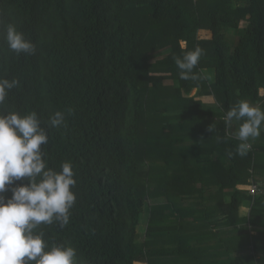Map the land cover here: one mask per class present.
Masks as SVG:
<instances>
[{
  "label": "trees",
  "instance_id": "1",
  "mask_svg": "<svg viewBox=\"0 0 264 264\" xmlns=\"http://www.w3.org/2000/svg\"><path fill=\"white\" fill-rule=\"evenodd\" d=\"M9 23L34 55L8 49ZM197 46L198 78L182 80L175 58ZM204 68L214 69L213 82ZM0 78L19 81L0 113L35 111L48 134L47 166L59 171L67 161L75 173L69 223L35 230L49 247H74L79 264H222L212 219L249 235L261 201L248 194L255 146L238 155L223 116L238 101L264 99V0H0ZM207 100L222 111L204 110ZM56 111L66 126L49 127ZM208 183L218 188L204 195ZM160 196L163 206L154 203ZM248 202L249 218L239 211ZM168 233L166 248L146 238Z\"/></svg>",
  "mask_w": 264,
  "mask_h": 264
},
{
  "label": "clouds",
  "instance_id": "2",
  "mask_svg": "<svg viewBox=\"0 0 264 264\" xmlns=\"http://www.w3.org/2000/svg\"><path fill=\"white\" fill-rule=\"evenodd\" d=\"M4 40L17 55L36 52L35 44L13 23L7 25ZM202 55L203 49L197 46L184 52L182 58H175L180 79L198 78L193 69ZM18 85L17 79L0 78V105ZM71 111L68 109L69 114ZM223 123L239 141L236 153L245 156L251 142L260 137L264 109L247 100L238 101L223 116ZM48 124L51 128L66 126L64 112L56 111ZM47 143L48 134L35 111L24 115L15 111L0 113V264H79L74 247H49L43 233L35 231L41 224L58 222L66 226L76 202L72 189L77 181L72 165L66 161L59 171L49 168L41 148ZM24 178L28 183H15ZM9 190L11 196L6 198L4 193Z\"/></svg>",
  "mask_w": 264,
  "mask_h": 264
},
{
  "label": "crops",
  "instance_id": "3",
  "mask_svg": "<svg viewBox=\"0 0 264 264\" xmlns=\"http://www.w3.org/2000/svg\"><path fill=\"white\" fill-rule=\"evenodd\" d=\"M202 72L209 82H213L215 74L214 69L204 68ZM167 81L169 82L170 80ZM196 90V88H193L190 95H194ZM250 103L264 109V99L260 102L255 101ZM202 107L204 110L210 112L222 111L216 102L210 100L205 101L202 104ZM212 119L216 120V118ZM253 142L258 163V171L254 182L258 183L261 187L259 193L261 201L258 205L259 212H255L251 222L248 220V224H252L249 235L246 232L239 231V226L232 224L226 225L224 223H220V225L216 224V220H220L222 216H219L215 220L212 219L213 221L209 224L208 228L214 229L218 232L219 237L222 238L221 245H218L215 248V251H217L216 253L220 254L221 258L224 260L222 264H257L258 260L264 256V125H262L260 137ZM208 186L214 187L215 189L218 188V185L215 184L208 183ZM221 200L223 202H228L229 197L223 196ZM216 201H218V199L211 201V203H215ZM250 202L242 205L239 209L240 214L247 216V218H249ZM225 241H228V243ZM219 261L220 256L218 258V263Z\"/></svg>",
  "mask_w": 264,
  "mask_h": 264
},
{
  "label": "rangeland",
  "instance_id": "4",
  "mask_svg": "<svg viewBox=\"0 0 264 264\" xmlns=\"http://www.w3.org/2000/svg\"><path fill=\"white\" fill-rule=\"evenodd\" d=\"M238 34V33H237ZM236 36L237 35H234V36H231V35H228V37L230 38V40H231V42L232 41H235V39H236ZM166 84H168V83H170L171 81H164ZM249 101V100H248ZM157 163H159V165H161V160H159V162H157ZM214 190H216L214 187H211V186H208V185H206L205 186V189H204V195H207L208 194V192H212V191H214ZM206 199H208V198H206ZM164 202H166V199H165V197H162V196H160V197H157L156 198V200L154 201V203H158L159 204V206H163V203ZM201 202V201H200ZM191 205V204H190ZM192 206L193 207H200L201 206V203H200V205L199 204H197L196 203V201H194V202H192ZM148 210H149V207H148V205L144 208V215L142 214L141 216H140V222H141V227L140 228H138V232H137V237H136V240H140V239H142L143 237H144V227H145V224L147 223V220H148ZM166 213H168V214H171V212H172V210H171V208H169V209H166V211H165ZM189 218V217H188ZM168 220H172V216L168 219ZM189 220H191L190 218H189ZM165 222V221H164ZM189 223V222H188ZM187 223V224H188ZM184 224V223H183ZM195 224V223H194ZM170 236L171 235H169V233L166 235L165 234V236L164 237H162V238H158L157 239V237H153V236H146V238L148 239V240H150L151 241V243H152V246H155L156 248H159V249H161V248H166V247H170V246H172L170 243H169V240L171 239L170 238ZM223 236V235H222ZM225 236V235H224ZM161 239V240H160ZM165 240V241H164ZM190 243L192 244V245H199L201 242L200 241H194V240H191L190 241ZM174 247V246H173ZM189 257H192V260L194 259V257L192 256V255H190V256H187L186 258H182V259H180V261H182V262H185V261H190V260H188V258ZM191 260V261H192ZM135 264H138V263H135Z\"/></svg>",
  "mask_w": 264,
  "mask_h": 264
},
{
  "label": "built area",
  "instance_id": "5",
  "mask_svg": "<svg viewBox=\"0 0 264 264\" xmlns=\"http://www.w3.org/2000/svg\"><path fill=\"white\" fill-rule=\"evenodd\" d=\"M261 190V187L258 183L253 182L251 183L250 188L248 189V194L252 197H254L255 195L259 194Z\"/></svg>",
  "mask_w": 264,
  "mask_h": 264
}]
</instances>
